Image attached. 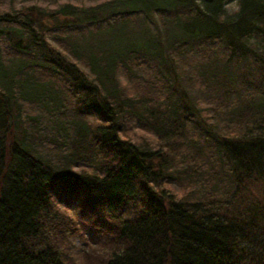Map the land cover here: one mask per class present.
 I'll list each match as a JSON object with an SVG mask.
<instances>
[{"label": "trees", "instance_id": "1", "mask_svg": "<svg viewBox=\"0 0 264 264\" xmlns=\"http://www.w3.org/2000/svg\"><path fill=\"white\" fill-rule=\"evenodd\" d=\"M86 1L0 9V264H264V0Z\"/></svg>", "mask_w": 264, "mask_h": 264}, {"label": "rangeland", "instance_id": "2", "mask_svg": "<svg viewBox=\"0 0 264 264\" xmlns=\"http://www.w3.org/2000/svg\"><path fill=\"white\" fill-rule=\"evenodd\" d=\"M16 1H18V0H16ZM75 1H79V0H75ZM95 0H87L86 2H94ZM8 3V0H1L0 1V9H3L4 7H6V4ZM234 6H235V2H234V0H232L230 3H229V5H228V10H231L232 8H234ZM202 103V105L204 106V107H206V102L205 101H203V102H201ZM211 106H213L212 104H210V105H208L207 107H211ZM214 107V106H213ZM208 108H206L204 111H203V113H205V114H207V113H209L210 111L209 110H207ZM131 130V129H130ZM130 130H129V132H130ZM128 132V133H129ZM132 137H134V138H138V137H140V139H142V140H145V141H147V142H149V143H153V144H157L159 141L157 140V138L155 137V135L152 133V132H150L148 129H146V128H140V127H137V129H136V132L135 133H131L130 134ZM136 136V137H135ZM202 166H206V165H204V163H203V165ZM206 176H208V175H210L211 174V172H210V170H206L205 171V173H204ZM164 186L165 187H167V188H169L170 190H172L174 193H176L177 195H181V194H184V193H186V191L189 189V187H186V186H184V185H182V184H179L178 182H176L175 180H170V181H168L167 183H165L164 184ZM75 244L77 245V249H78V251H81V250H86V248L88 247V242L87 241H83L82 240V238H77L76 237V239H75Z\"/></svg>", "mask_w": 264, "mask_h": 264}, {"label": "bare ground", "instance_id": "3", "mask_svg": "<svg viewBox=\"0 0 264 264\" xmlns=\"http://www.w3.org/2000/svg\"><path fill=\"white\" fill-rule=\"evenodd\" d=\"M81 235V234H80ZM83 235V234H82Z\"/></svg>", "mask_w": 264, "mask_h": 264}]
</instances>
